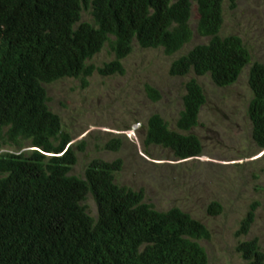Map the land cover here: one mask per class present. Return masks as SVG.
Wrapping results in <instances>:
<instances>
[{
  "label": "trees",
  "instance_id": "1",
  "mask_svg": "<svg viewBox=\"0 0 264 264\" xmlns=\"http://www.w3.org/2000/svg\"><path fill=\"white\" fill-rule=\"evenodd\" d=\"M238 1L229 0L230 7ZM193 2L197 33L209 41L174 59L169 74L209 75L224 88L235 84L251 63L247 117L261 152L264 63L252 62L240 36L220 35L225 0H0V264H209L199 242L210 237L208 227L180 207L157 210L145 200L144 189L119 184L122 158H93L82 176L71 174L85 142L73 143L49 105L46 88L65 78L81 79L87 86L95 72L125 74L123 60L134 42L175 54L192 39ZM88 11L91 20H82ZM106 45L114 58L101 66L91 63ZM145 91L152 101L160 98L150 84ZM206 100L203 86L189 78L177 129L151 114L143 126L145 147L167 149L176 160L200 156L203 144L192 129ZM121 144L115 137L105 148L118 151ZM27 147L39 150H23ZM89 194L96 216L85 204ZM256 208L257 203L250 205L237 236L249 233ZM222 210L218 201L207 207L210 215ZM236 251L245 264H264L256 237L240 241Z\"/></svg>",
  "mask_w": 264,
  "mask_h": 264
},
{
  "label": "rangeland",
  "instance_id": "2",
  "mask_svg": "<svg viewBox=\"0 0 264 264\" xmlns=\"http://www.w3.org/2000/svg\"><path fill=\"white\" fill-rule=\"evenodd\" d=\"M191 10L193 36L180 51L167 55L162 48L145 49L134 42L132 52L123 60L125 74L104 77L95 72L88 78L87 86L77 78L51 83L46 86L49 105L61 116L73 143L85 142L71 174L82 176L93 158H122L124 166L116 176L119 184L144 189L145 200L157 210L177 206L208 227L210 237L199 242L207 251L209 264H245L236 251L240 241L256 237L264 251V156L252 139L247 117L251 63L235 84L224 88L217 87L209 75L192 72L185 77L171 76L169 67L174 59L209 41V37L197 33L199 15L195 2ZM82 20H91L89 11L83 12ZM230 34L243 39L252 62L264 63V0H239L233 9L225 0L220 35ZM113 58L106 45L91 63L101 66ZM191 77L203 86L207 98L199 124L192 129L202 141L203 153L176 160L167 149L145 147L143 126L151 114L158 113L171 129H177L185 82ZM145 84L159 91L157 101L148 97ZM115 137L122 139L121 148L106 149V143ZM212 201L222 204L220 214H208ZM252 203H257L255 221L247 235L237 236L240 222ZM85 204L90 214L96 216L97 207L90 194Z\"/></svg>",
  "mask_w": 264,
  "mask_h": 264
},
{
  "label": "clouds",
  "instance_id": "3",
  "mask_svg": "<svg viewBox=\"0 0 264 264\" xmlns=\"http://www.w3.org/2000/svg\"><path fill=\"white\" fill-rule=\"evenodd\" d=\"M29 149H35V150H39V148H37V147H27V148H24L23 150H29ZM8 149H3L2 151H7ZM260 153V152H259ZM261 153H262V155L264 154V150H262L261 151ZM47 154H49V153H47ZM49 155H51V154H49ZM261 155V156H262Z\"/></svg>",
  "mask_w": 264,
  "mask_h": 264
}]
</instances>
